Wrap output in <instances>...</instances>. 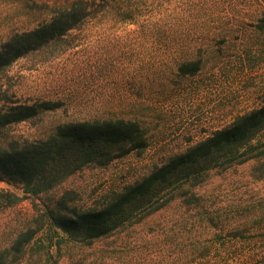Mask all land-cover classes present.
<instances>
[{"label":"rangeland","instance_id":"rangeland-1","mask_svg":"<svg viewBox=\"0 0 264 264\" xmlns=\"http://www.w3.org/2000/svg\"><path fill=\"white\" fill-rule=\"evenodd\" d=\"M71 1L0 0V45ZM89 1L73 47L29 53L0 71V105L59 103L12 124L6 141L46 139L70 121L124 118L139 124L145 146L38 195L0 180L23 198L0 210L1 264H264V128L252 139L258 155L182 167L108 235L83 241L47 218L61 198L70 208L94 206L264 101V0ZM186 58L200 63L193 75L180 73ZM29 228L37 230L17 250Z\"/></svg>","mask_w":264,"mask_h":264},{"label":"trees","instance_id":"trees-1","mask_svg":"<svg viewBox=\"0 0 264 264\" xmlns=\"http://www.w3.org/2000/svg\"><path fill=\"white\" fill-rule=\"evenodd\" d=\"M90 8L89 0H72L59 8L50 20L12 35L0 45V71L29 53L48 47L59 52L63 50L61 47H73L72 32L88 21ZM199 68L198 61L188 58L179 66L182 75H193ZM58 106L57 102L27 100L0 105V180L14 186L22 185L26 192L38 195L49 192L86 166L106 167L115 158L145 146L139 142L143 138L139 124L124 118L65 122L46 139L7 143L12 124L32 120L43 110ZM262 128L264 101L260 107L238 115L230 124L170 156L148 173L120 189L104 193L94 206L70 208L61 198L52 207H47L46 216L54 227L83 241L108 235L131 220L133 204L146 206L151 203L162 186L182 167L201 162L207 166L231 165L258 155L254 150L259 145L252 139ZM22 199L15 192L0 188V210ZM36 230L29 228L17 235V250L29 242Z\"/></svg>","mask_w":264,"mask_h":264}]
</instances>
